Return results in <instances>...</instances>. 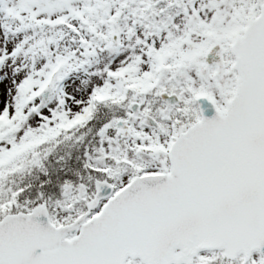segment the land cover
<instances>
[{"label": "snow or ice", "instance_id": "snow-or-ice-1", "mask_svg": "<svg viewBox=\"0 0 264 264\" xmlns=\"http://www.w3.org/2000/svg\"><path fill=\"white\" fill-rule=\"evenodd\" d=\"M0 264H264V0H0Z\"/></svg>", "mask_w": 264, "mask_h": 264}, {"label": "water", "instance_id": "water-1", "mask_svg": "<svg viewBox=\"0 0 264 264\" xmlns=\"http://www.w3.org/2000/svg\"><path fill=\"white\" fill-rule=\"evenodd\" d=\"M208 107V110L206 111V116L208 117V118H211V117H213L214 116V109H212L210 106H207Z\"/></svg>", "mask_w": 264, "mask_h": 264}]
</instances>
